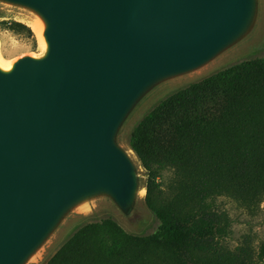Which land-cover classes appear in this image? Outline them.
Instances as JSON below:
<instances>
[{
  "label": "water",
  "instance_id": "1",
  "mask_svg": "<svg viewBox=\"0 0 264 264\" xmlns=\"http://www.w3.org/2000/svg\"><path fill=\"white\" fill-rule=\"evenodd\" d=\"M1 1L36 12L47 42L43 56L0 68V264H25L89 200L108 197L133 212L146 187L118 143L120 128L157 85L244 39L260 7L258 0Z\"/></svg>",
  "mask_w": 264,
  "mask_h": 264
},
{
  "label": "trees",
  "instance_id": "2",
  "mask_svg": "<svg viewBox=\"0 0 264 264\" xmlns=\"http://www.w3.org/2000/svg\"><path fill=\"white\" fill-rule=\"evenodd\" d=\"M2 25L32 34L22 22ZM130 146L148 176L157 230L90 222L45 264H264V240L247 233L231 245L233 220L221 206L227 197L256 214L264 202V57L173 93L134 127Z\"/></svg>",
  "mask_w": 264,
  "mask_h": 264
},
{
  "label": "rangeland",
  "instance_id": "3",
  "mask_svg": "<svg viewBox=\"0 0 264 264\" xmlns=\"http://www.w3.org/2000/svg\"><path fill=\"white\" fill-rule=\"evenodd\" d=\"M258 1L260 16L257 25L244 39L211 62L157 85L139 102L120 128L118 143L135 162L141 187H145L148 176L130 146L134 127L154 107L173 93L240 62L264 57V0ZM4 20L22 22L31 28L32 34H20L5 29L2 25ZM39 20H41L40 17L33 10L0 0V52L5 59L17 60L24 56L45 54L46 51L42 49L34 28V23ZM221 206L229 212L233 220V235L229 239L232 246L237 245L240 238L247 233L252 234L258 242L264 240V202L256 214L249 213L227 197L221 198ZM108 217L116 220L129 233L136 235H150L159 226L158 218L146 206L145 195L142 196L139 193L136 206L130 215L124 214L108 197H97L73 209L25 264H45L79 228Z\"/></svg>",
  "mask_w": 264,
  "mask_h": 264
},
{
  "label": "bare ground",
  "instance_id": "4",
  "mask_svg": "<svg viewBox=\"0 0 264 264\" xmlns=\"http://www.w3.org/2000/svg\"><path fill=\"white\" fill-rule=\"evenodd\" d=\"M28 22V21H27ZM34 28L39 36V39H40V42H41V46H42V49L44 51L47 50V42H46V39L44 37V28H45V24L43 23L42 20H39V21H36L34 23ZM36 57V56H35ZM16 62V60H8V59H5L1 52H0V68L2 70H5V71H9L13 68L14 66V63ZM146 193V189H142L140 194L142 196H144Z\"/></svg>",
  "mask_w": 264,
  "mask_h": 264
}]
</instances>
